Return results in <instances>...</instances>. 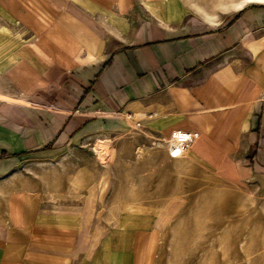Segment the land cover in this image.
<instances>
[{
	"label": "crops",
	"instance_id": "0c3cea01",
	"mask_svg": "<svg viewBox=\"0 0 264 264\" xmlns=\"http://www.w3.org/2000/svg\"><path fill=\"white\" fill-rule=\"evenodd\" d=\"M189 1L0 0L32 36L0 61V264H159L152 227L115 226L92 244L52 199L56 168L41 166L32 187L20 165L74 155L79 137L117 119L156 138L196 130L193 158L264 183V0ZM61 91L77 113L48 109L65 107Z\"/></svg>",
	"mask_w": 264,
	"mask_h": 264
},
{
	"label": "rangeland",
	"instance_id": "374dc122",
	"mask_svg": "<svg viewBox=\"0 0 264 264\" xmlns=\"http://www.w3.org/2000/svg\"><path fill=\"white\" fill-rule=\"evenodd\" d=\"M194 1L213 11L226 0ZM31 42L24 25L0 6V61ZM57 97L65 107L51 102V112L77 113V96L61 91ZM32 104L27 107L40 108ZM78 139L74 155L67 150L20 165L33 171L32 187L41 166L56 168L52 199L79 219L92 244L115 226H150L163 248L159 264H264V183L220 174L183 152L177 140L149 135L128 117Z\"/></svg>",
	"mask_w": 264,
	"mask_h": 264
},
{
	"label": "built area",
	"instance_id": "2783aa9c",
	"mask_svg": "<svg viewBox=\"0 0 264 264\" xmlns=\"http://www.w3.org/2000/svg\"><path fill=\"white\" fill-rule=\"evenodd\" d=\"M200 134L196 130H173L167 138H174L179 142V146L183 152H188L190 145L199 138ZM171 145L169 146L168 153L174 155L171 152ZM182 155V154H178Z\"/></svg>",
	"mask_w": 264,
	"mask_h": 264
}]
</instances>
